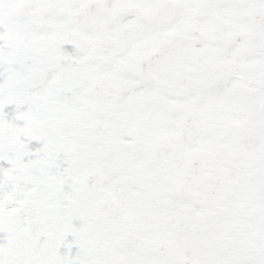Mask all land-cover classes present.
<instances>
[{
  "label": "snow or ice",
  "instance_id": "obj_1",
  "mask_svg": "<svg viewBox=\"0 0 264 264\" xmlns=\"http://www.w3.org/2000/svg\"><path fill=\"white\" fill-rule=\"evenodd\" d=\"M0 264H264V0H0Z\"/></svg>",
  "mask_w": 264,
  "mask_h": 264
}]
</instances>
